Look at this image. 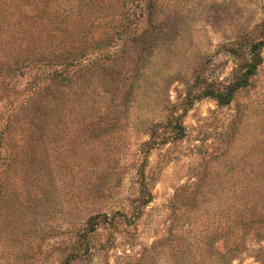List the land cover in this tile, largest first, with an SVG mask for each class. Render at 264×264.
<instances>
[{
    "label": "rangeland",
    "instance_id": "1",
    "mask_svg": "<svg viewBox=\"0 0 264 264\" xmlns=\"http://www.w3.org/2000/svg\"><path fill=\"white\" fill-rule=\"evenodd\" d=\"M264 0H0V264H264ZM238 71V72H237Z\"/></svg>",
    "mask_w": 264,
    "mask_h": 264
},
{
    "label": "trees",
    "instance_id": "2",
    "mask_svg": "<svg viewBox=\"0 0 264 264\" xmlns=\"http://www.w3.org/2000/svg\"><path fill=\"white\" fill-rule=\"evenodd\" d=\"M264 49V43L260 42L253 45L252 52L250 53L251 59L242 67L238 73V81H234L230 85L226 86L223 91L217 90L216 87L211 86L204 93V96L211 97L218 101L219 104L226 105L232 101L233 95L242 84H247L251 76L256 72L257 67L262 63V51ZM238 72V71H237Z\"/></svg>",
    "mask_w": 264,
    "mask_h": 264
}]
</instances>
